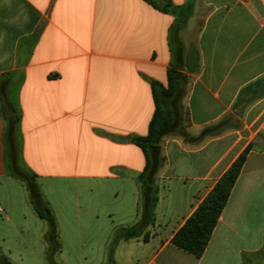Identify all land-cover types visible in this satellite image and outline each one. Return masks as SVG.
<instances>
[{"label":"crops","instance_id":"crops-1","mask_svg":"<svg viewBox=\"0 0 264 264\" xmlns=\"http://www.w3.org/2000/svg\"><path fill=\"white\" fill-rule=\"evenodd\" d=\"M153 83L174 91L190 139L162 137L155 222L117 245L116 264H264V0H0V247L13 263L50 261L47 223L9 167L7 118L17 167L56 218L55 262L105 264L115 230L141 217L147 158L131 138L148 135ZM246 150L205 253L177 248Z\"/></svg>","mask_w":264,"mask_h":264},{"label":"trees","instance_id":"trees-1","mask_svg":"<svg viewBox=\"0 0 264 264\" xmlns=\"http://www.w3.org/2000/svg\"><path fill=\"white\" fill-rule=\"evenodd\" d=\"M187 9L188 7L180 10L175 9L173 12L182 17L183 12ZM152 85L156 110L149 126L148 135L131 138L132 142L145 152L147 158L145 170L137 177L141 188V217L136 224L119 227L115 230L107 245L105 264H116L114 259L115 249L121 241H129L140 237H143L145 241L148 240V234L145 232L155 222V210L158 203L157 174L164 166L165 161L160 147L162 137L168 133H174V135L182 136L186 140L190 139V134L186 132L184 126V113L175 112L168 103L174 98V91L172 89L165 90L156 83ZM7 120L9 122L5 138L7 159L9 167L13 170L15 161L17 163L20 161L19 117L13 115L7 118ZM169 129L172 130L168 131ZM204 135H206V130L201 134V136ZM247 155L248 150L243 152L230 169L220 178L197 210L174 235L172 239L173 245L197 258L205 253L213 231L243 169ZM23 172L25 173L24 176H20L16 171L14 175L27 185L31 204L39 218L47 223L48 227L43 239L48 245L47 259L53 261L61 249L56 218L49 204L45 201L35 176L25 170ZM0 264H15L3 253L1 247Z\"/></svg>","mask_w":264,"mask_h":264},{"label":"water","instance_id":"water-1","mask_svg":"<svg viewBox=\"0 0 264 264\" xmlns=\"http://www.w3.org/2000/svg\"><path fill=\"white\" fill-rule=\"evenodd\" d=\"M2 104H3V112H4V115H5L6 117H9V116H11V115L14 114L13 109H12L11 106L7 103V101H6L5 99H3ZM52 264H56V263L52 262Z\"/></svg>","mask_w":264,"mask_h":264},{"label":"rangeland","instance_id":"rangeland-1","mask_svg":"<svg viewBox=\"0 0 264 264\" xmlns=\"http://www.w3.org/2000/svg\"><path fill=\"white\" fill-rule=\"evenodd\" d=\"M2 94H3V92H2ZM177 113H180L179 111L177 112ZM176 126H177V124H176ZM175 126V127H176ZM172 129H169L168 131H171ZM18 164L19 163H17L16 161H15V167L17 168V171H18V174L20 175V176H24L25 175V173L22 171V170H24L23 168L22 169H20V167H19V169H18ZM20 165V164H19ZM56 260H53V261H50L49 262V264H52V262H54V263H56V264H58L57 262H55Z\"/></svg>","mask_w":264,"mask_h":264},{"label":"built area","instance_id":"built-area-1","mask_svg":"<svg viewBox=\"0 0 264 264\" xmlns=\"http://www.w3.org/2000/svg\"><path fill=\"white\" fill-rule=\"evenodd\" d=\"M0 211H2V209L0 208Z\"/></svg>","mask_w":264,"mask_h":264}]
</instances>
